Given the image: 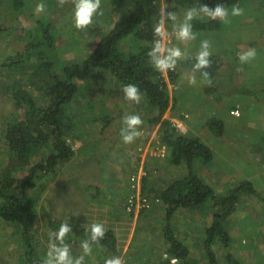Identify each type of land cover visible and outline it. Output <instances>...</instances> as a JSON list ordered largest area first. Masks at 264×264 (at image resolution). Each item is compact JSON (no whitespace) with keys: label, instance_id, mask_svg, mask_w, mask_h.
Instances as JSON below:
<instances>
[{"label":"rangeland","instance_id":"obj_1","mask_svg":"<svg viewBox=\"0 0 264 264\" xmlns=\"http://www.w3.org/2000/svg\"><path fill=\"white\" fill-rule=\"evenodd\" d=\"M48 1L33 0L28 12L18 17L11 14L3 16L1 12L4 9L0 7V26L10 29V32H6L0 40V64L6 57L24 48V42L15 38L19 33L17 30L30 28L32 23L34 24L32 19L37 17L52 19L54 28L58 31L59 51L63 56L66 58L82 56L83 41L80 31L75 29L72 20L74 0L67 3L66 17L58 14L61 12L59 5L52 11L47 9ZM41 3L45 5L44 10L38 11L37 6ZM234 6L241 7L244 10L243 14L239 16L230 14L226 21L216 18L219 28L214 30L193 29L196 39L192 41L177 40L173 29L178 25L173 26L172 20L169 25L167 19L165 20V36L162 43L166 48L179 47L185 52V58L182 60L189 61L195 58L201 41L207 40L211 45L212 56L219 57L225 62L220 79L214 83L208 79L204 81L207 83L205 86L197 80L195 85L190 84L189 78L195 72L179 69L181 75L177 83H170L168 86L174 95L181 89V95L176 96L177 104L174 108L171 105L172 108L166 116L172 122L178 120L183 123L180 132L200 137L213 150L212 161L201 166L199 164L197 167L205 181L213 185L218 194H227L230 189L243 181L251 180L264 196V1L242 0L228 7L229 13ZM65 9L66 6L62 10ZM112 9L110 0H101V10L105 18H102L104 21L102 24L107 26L106 22L110 21L109 13ZM97 20L98 17H94L92 24L97 23ZM249 49H255L256 56L248 62L241 63L239 55ZM24 74L7 72L0 68V159H3L4 163L7 162L8 155L4 148L2 131L12 116L11 112L15 111L10 96L12 89L10 81L22 77L24 83H27ZM104 81H107V84ZM7 82L8 86H6ZM91 83L93 87L102 84L107 85L106 87L113 85L109 73ZM213 84L218 86L217 91L206 90V87ZM84 85L86 88L87 84ZM85 88L78 95L80 102L73 106L75 110L80 109L84 113L79 120L84 130L78 131L81 127L74 133L82 135L83 138V134L87 132L85 130H88L90 141L96 142L99 151L88 161L84 158V151H81L60 170L50 174L42 172L40 173L42 177H36L35 188H29L30 194L32 192L38 200L35 207L38 214L35 225L37 234L32 242L36 244L37 250L47 257L53 245L59 248L58 243L49 234L53 233L49 222L51 217L56 219L59 225L68 223L72 228L69 233L71 235H75L81 227L90 228L93 223H103L106 229H113L119 238L120 254L117 257L121 258L123 264H167L165 250L168 245L161 230L164 208L160 203L158 204V199L155 205L142 193V176L150 174L153 180L151 185L164 186L173 175H177L176 173L181 175L184 171L167 162V150L164 155L155 150L152 151V155L151 152L143 154V150L138 152L140 147L137 145L146 141L145 138L150 139L157 128L156 126L150 129L145 126L144 118L140 126L142 135L132 143L123 142L120 130L124 125L119 122L127 114H139L142 117L146 110L144 104L122 102L119 97H106L104 108L95 110L93 117L91 111L85 112L81 103L88 94ZM35 92L40 95L38 91ZM81 106L83 108H80ZM235 109L240 113L238 116L231 113ZM101 110L105 114L112 115V121L115 122V125L108 126L102 132H100L103 125ZM117 114L120 118L114 119ZM187 114L190 121L188 125ZM19 117L25 118L24 110H20ZM90 117H93L92 121ZM212 117L224 122L225 129L222 136H217L206 123ZM187 126L190 128L187 129ZM114 136H117L116 141ZM79 139H71L76 150L82 146V141ZM156 140H159L157 135ZM112 142L115 144L113 145ZM155 146L152 144L153 149ZM135 147H137L136 151ZM129 157L130 160H126ZM43 158L44 155H37L30 165L36 164ZM30 165L18 171L17 175L19 177L28 175ZM138 174L141 195L151 200L150 208L143 212L142 209L139 212L136 209L129 212L127 203L133 192L131 180ZM239 205L240 213L237 211L231 217L234 223L236 221L238 224L235 223L230 228L232 243L228 250L241 264H264V200L255 196H246ZM208 220L209 217L198 210L181 209L175 215L177 235L189 245L192 256L199 260V264H207L202 246V233L199 232ZM85 244L91 250L89 253L85 252ZM137 246L142 248L138 251ZM71 248L73 252L69 253L70 258L76 261L83 257L82 264H101L108 258H115V254L109 252L104 256L99 248L96 252L84 237H77L71 243ZM216 250L218 252V249ZM25 252L15 225L0 219V264H26ZM218 253L219 261L227 264L225 259L227 252L220 250Z\"/></svg>","mask_w":264,"mask_h":264},{"label":"trees","instance_id":"obj_2","mask_svg":"<svg viewBox=\"0 0 264 264\" xmlns=\"http://www.w3.org/2000/svg\"><path fill=\"white\" fill-rule=\"evenodd\" d=\"M241 1L110 0L113 9L109 13L110 21L106 22L107 26L102 24L104 17L101 14L97 15V23L89 25L84 30H78L83 45L82 56L77 58H66L60 53L58 31L49 17L32 19L34 24L32 23L30 28L17 30L19 33L15 38L22 40L25 46L21 51L6 57L0 68L7 72L25 73L24 79L27 83H24L22 77L10 81L12 88H9L10 96L15 111L11 112L12 116L2 131L8 160L4 163V160L0 159V219L15 225L16 233L21 237L26 251V264H46L48 259L32 242L37 234L35 225L38 214L35 207L38 200L36 195L32 192L30 194L29 188H35L36 177H42L40 174L42 172L50 174L60 170L81 151H84L86 161L94 158L99 151L96 142L90 141L88 130L83 134L84 140L82 135L74 133L81 127L78 131L84 130L79 121L84 113L73 108L75 103L80 102L78 98L80 91L85 88L84 84H87L85 89L88 94L86 100L81 103L85 112L91 111L94 117L95 110L104 108L106 97H119L122 102H128L124 98L122 88L129 83L138 85L143 93L141 103L146 106V110L141 118L145 119V126L150 129L158 126L161 141L168 147L167 162L184 171L181 175L178 173L173 175L164 186L151 185L153 180L150 174L142 176V193L147 195L153 204L158 199V204L164 208L161 230L168 245L165 250L167 255L165 263L171 264V260L176 259L178 264H199V260L192 256L189 245L177 235L175 215L178 210L187 209L198 210L209 217L199 232L202 233V246L207 264H223L218 258L220 250L227 252L225 258L227 264H241L228 250L232 243L230 228L235 223L238 224L236 221L234 223L231 217L240 209L239 204L244 197L255 196L264 200V196L251 180L243 181L227 194H218L213 185L205 181L197 166L211 162L214 158L213 150L200 137L180 132L166 116L172 108L171 105L174 108L177 104V94L171 93L169 82L177 83L181 75L179 69L193 72L195 58L178 61L176 68L168 71V81L163 73L152 66L150 62L152 58L149 55L155 41L163 40L154 32L161 18L162 8L166 13L171 12L176 16L174 26L183 22L188 10L198 8L201 4H208L213 9L218 4L228 8ZM71 2L72 0H63L62 3L61 0H49L47 9L52 11L59 5L61 12L58 14L66 17L67 3ZM32 3L33 0H0V7L4 9L1 14L17 17L25 15L28 8L32 7ZM65 6L66 9L62 10ZM166 21L171 24L170 20ZM192 24L193 29L219 28L218 20H208L206 17H197ZM6 32L9 33L10 29L0 26V40ZM210 59L211 65L201 71H207L208 79L214 83L220 79L225 62L216 56H211ZM108 73L112 86L106 87L105 84L99 87L91 86L93 85L91 82ZM198 73L194 74L196 80L202 82L204 86L207 85L201 72ZM104 82L107 84V81ZM8 85L7 82L6 86ZM206 90L217 91L218 86L213 84L206 87ZM20 110L25 111V118L19 117ZM100 112L103 118L100 131L102 132L108 126L115 125V122L112 121V115L105 114L102 110ZM93 117H90L91 121ZM114 117L120 118L118 114ZM206 123L217 136L224 134L225 125L222 120L212 117ZM79 138H82V146L76 150L71 139ZM39 154L44 155V158L30 165ZM29 165V174L19 177L17 172ZM143 211H146V208L142 209ZM238 212L240 213V210ZM246 218L249 219V216L246 215ZM49 222L53 231L49 234L58 243V247L67 245L70 254L73 252V249H70L71 243L77 237H84L95 251L99 248L104 256L108 255V252L115 254V257L120 254L119 238L113 229H106L103 237L93 240L91 229L81 227L75 235L68 234L62 245L55 239L54 234L60 227L58 221L51 217ZM141 248L136 247L138 251ZM101 252L99 251V254ZM101 264L106 262L102 261Z\"/></svg>","mask_w":264,"mask_h":264},{"label":"clouds","instance_id":"obj_3","mask_svg":"<svg viewBox=\"0 0 264 264\" xmlns=\"http://www.w3.org/2000/svg\"><path fill=\"white\" fill-rule=\"evenodd\" d=\"M62 2L63 0H61V3ZM44 7L45 5L41 3L37 6V10L43 11ZM243 11L244 10L239 6L232 7L231 13H229V10L222 4H218L214 9L211 8L208 4H201L198 8H192L188 10L183 22L173 29L176 35V39L181 42H187L196 39V34L193 31L192 21L197 17H207L213 20H215L216 18H221L222 21H226L230 14L232 16H239L243 14ZM101 14V0H74L72 20L74 27L77 30L86 29L93 23L94 17ZM160 17L161 18L159 24L154 28V32L158 37L163 38L165 36V20L167 19L175 21L176 16L171 12L166 13L165 9L162 8ZM210 48L211 45L209 41H201L199 50L195 56L196 62L193 65V72L200 71L202 77L205 80L208 79L209 73L207 71L201 70L207 69L212 63L210 59V57L212 56ZM149 55L152 58L150 61L152 66L160 73H163V76L166 78V80H168V71L174 70L177 66L178 61L185 58V52H183L179 47L166 48L160 39L155 41L154 47L150 51ZM255 56V49H249L247 52L241 53L239 55V60L241 63H245L253 59ZM189 83L192 85H195L197 83L194 75L189 78ZM122 90L124 93V98L127 101L134 102L137 105L141 103L143 93L140 91L138 85L129 83L124 85ZM122 123L124 127L121 128L120 134L125 144L132 143L136 138L142 135L140 126L143 124V120L139 114L124 115ZM174 126L176 127L175 124ZM177 129L179 130V128ZM158 133L159 128L157 126L155 132L153 133L154 135L150 137L151 144L156 143L157 135V137H159L161 146L165 145L161 141V137L159 135L160 133ZM145 140L148 141L149 138H145ZM166 150L168 152V147H166ZM90 229L93 240H98L100 237H103L105 232L107 231L103 223H93L91 224ZM71 231L72 228L68 223H62L55 233V239L60 241V243L64 245L65 238ZM84 248L86 253H89L91 251L87 244L84 245ZM82 261L83 257L76 261H73L70 258L69 248L67 245L59 248L53 245L48 254L46 264H82ZM106 264H123V262L120 257H115L108 259L106 261ZM171 264H177L176 259H173L171 261Z\"/></svg>","mask_w":264,"mask_h":264},{"label":"built area","instance_id":"obj_4","mask_svg":"<svg viewBox=\"0 0 264 264\" xmlns=\"http://www.w3.org/2000/svg\"><path fill=\"white\" fill-rule=\"evenodd\" d=\"M232 114L234 115H239V111L238 109H235V110H232ZM188 117V116H186ZM174 124L176 125L177 128H181L183 123L181 121H174ZM153 144V143H152ZM152 144H151V151H157L159 154L160 153H163L162 155H164V153L166 152V146L165 145H162L161 146V143L159 140L156 141L155 143V148L153 149L152 147ZM140 178H139V175L137 176H133L132 180H131V189H132V193L131 195L129 196L128 198V203H127V209L128 211H134V209H136L138 212L141 210V209H147V208H150V201L147 197H143L141 195V192H140Z\"/></svg>","mask_w":264,"mask_h":264},{"label":"crops","instance_id":"obj_5","mask_svg":"<svg viewBox=\"0 0 264 264\" xmlns=\"http://www.w3.org/2000/svg\"><path fill=\"white\" fill-rule=\"evenodd\" d=\"M241 50H243L242 48H241ZM180 95H181V89H180V91L177 93V97H180ZM188 115V114H187ZM234 115V114H233ZM237 116V115H236ZM176 118V117H175ZM187 118V125L190 123V121H188V119H189V115H188V117H186ZM108 128V127H107ZM122 128V127H121ZM188 128H190L189 126H187V129ZM117 136H119V135H117ZM117 136H114V139H115V141H116V138L115 137H117ZM82 141V140H81ZM113 143V145L115 144V142H112ZM138 147H140V149H138V152H140V151H142L143 150V154H149L150 152H151V155H152V151H151V149H150V147H151V138L148 140V141H144L143 143H140L139 145H137ZM136 148L137 147H135V151H136ZM128 152V151H127ZM146 158V157H145ZM144 158V159H145ZM126 160H130V157L129 158H127ZM124 161V160H123ZM129 163V162H128Z\"/></svg>","mask_w":264,"mask_h":264}]
</instances>
